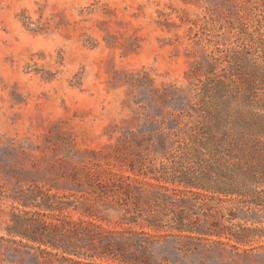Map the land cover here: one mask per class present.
<instances>
[{
    "label": "rangeland",
    "instance_id": "1",
    "mask_svg": "<svg viewBox=\"0 0 264 264\" xmlns=\"http://www.w3.org/2000/svg\"><path fill=\"white\" fill-rule=\"evenodd\" d=\"M248 99L264 113V0H0V264H264L263 210L215 197L186 219L221 237L172 235L134 174Z\"/></svg>",
    "mask_w": 264,
    "mask_h": 264
},
{
    "label": "trees",
    "instance_id": "2",
    "mask_svg": "<svg viewBox=\"0 0 264 264\" xmlns=\"http://www.w3.org/2000/svg\"><path fill=\"white\" fill-rule=\"evenodd\" d=\"M247 103L252 108L227 114L207 112L198 123L186 124L184 135L176 134L177 146H173L168 154V159L174 160L177 167L164 162L156 173H134L148 178L145 183L151 192L145 194L147 197L168 199L166 208L177 215L174 222H165L160 216L143 217L138 213L149 227L169 229L176 232L172 235L180 237H221L224 231L218 230L219 225L186 219L191 209L202 210L206 217L216 216L223 207L214 205L212 200L220 196L233 199L239 209L247 207L264 211V113L254 109L251 99ZM124 179L137 185L142 182L130 176ZM172 186L181 189H172ZM154 200L161 205L159 199ZM14 217L20 215L14 214ZM235 218L236 214L230 213L229 219ZM228 232L227 238L236 243L248 240L240 231L230 229ZM22 234L23 238L39 243V247L45 244L39 237Z\"/></svg>",
    "mask_w": 264,
    "mask_h": 264
}]
</instances>
